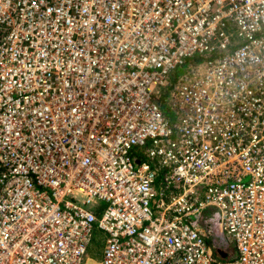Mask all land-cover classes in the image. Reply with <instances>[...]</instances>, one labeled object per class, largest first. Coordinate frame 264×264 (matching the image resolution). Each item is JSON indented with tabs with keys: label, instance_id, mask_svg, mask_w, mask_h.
I'll return each instance as SVG.
<instances>
[{
	"label": "built area",
	"instance_id": "built-area-1",
	"mask_svg": "<svg viewBox=\"0 0 264 264\" xmlns=\"http://www.w3.org/2000/svg\"><path fill=\"white\" fill-rule=\"evenodd\" d=\"M95 224L93 264H264V0H0V264Z\"/></svg>",
	"mask_w": 264,
	"mask_h": 264
},
{
	"label": "rangeland",
	"instance_id": "rangeland-1",
	"mask_svg": "<svg viewBox=\"0 0 264 264\" xmlns=\"http://www.w3.org/2000/svg\"><path fill=\"white\" fill-rule=\"evenodd\" d=\"M186 67L187 64L177 68L172 72V75L182 74V72L185 71ZM168 109L171 112L169 104H168ZM103 238H104L103 232L99 230L95 224L92 234V240L87 247L86 256L83 260V264H93L95 261H98L101 258ZM224 242H227L226 239H224Z\"/></svg>",
	"mask_w": 264,
	"mask_h": 264
}]
</instances>
